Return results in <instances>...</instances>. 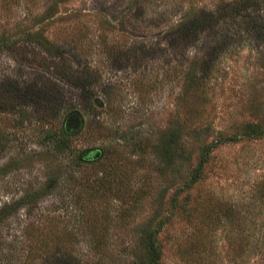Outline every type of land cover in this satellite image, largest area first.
I'll use <instances>...</instances> for the list:
<instances>
[{
    "label": "rangeland",
    "instance_id": "374dc122",
    "mask_svg": "<svg viewBox=\"0 0 264 264\" xmlns=\"http://www.w3.org/2000/svg\"><path fill=\"white\" fill-rule=\"evenodd\" d=\"M242 1L0 0V207L20 211L11 232L25 234L28 211H56L76 231L90 227L80 211H109L107 224L92 220L109 228L101 250L81 236L74 253L134 264L138 227L157 212L161 264H264V9ZM187 14L204 25L174 44L169 32H183ZM201 57L211 68L204 92L176 114L184 73ZM73 111V149L59 151L45 132ZM178 121L193 149L200 132L208 143L238 135L212 147L192 184L184 149L176 164L164 161ZM102 177L113 183L97 190Z\"/></svg>",
    "mask_w": 264,
    "mask_h": 264
},
{
    "label": "trees",
    "instance_id": "16d2710c",
    "mask_svg": "<svg viewBox=\"0 0 264 264\" xmlns=\"http://www.w3.org/2000/svg\"><path fill=\"white\" fill-rule=\"evenodd\" d=\"M244 2L246 4L244 6L247 8L250 5H257L256 9H264V0H261V2L258 1V3L256 2V0H245L242 1L241 4H244ZM235 3L236 1L232 2V7L235 6ZM238 10L239 9H236V11ZM222 11L223 9L220 8L219 14L216 13L218 12V10L216 12L210 11L209 13H207L205 25L201 23V21L204 22L205 17H195L193 14H187L186 17L183 18V20L178 24L184 31L181 32L178 28L174 27V30H176L177 34H171L168 31L169 36H174V44L176 42L183 41L184 36L185 38L189 37L188 33L192 34L194 29L200 28L203 25L206 26L208 23H210V20H212L213 18H218L219 15L224 16ZM201 59L196 58V61L191 62L184 73L185 80L182 84L181 90L176 97V114H180L181 110H185V103L188 102L187 97H190L191 95L195 96L194 94L199 92V96L201 97V93L204 92V87L206 86L205 80L207 79V74L211 71V68L206 66L205 60L202 57ZM80 119L81 113L79 111L70 112L62 127L59 130H47L45 132V137L50 142H52L54 144V147L59 151L73 149V143L71 140V136L73 133L72 131H74L73 129L78 126ZM184 132L185 129L183 128V124L181 122L177 123L170 133L169 144L172 146H169L163 142V150L168 155L167 160L166 157H164V161L167 163V166H170L176 164V161L179 159L181 153L180 150L182 151L184 149V160L186 162H189L191 167V181H189L188 184L198 182L203 178L213 146L221 144L228 140H235L238 138L237 133L224 135L223 132H219V136L216 138V141H211L208 143V140L206 141V139L202 137V133L200 132L198 134L199 136H197V139H195V143L197 142V149H193L188 145V143L191 142L190 139L193 135L188 136L187 134L185 135ZM244 134H250L251 137L256 136L250 132H246ZM185 144H187V148H184ZM7 145L8 135L0 133V151L4 150ZM171 147L174 148L173 155L170 154ZM196 150H198L197 154H195ZM75 161L77 163L82 162L79 157L76 158ZM175 173H177V169H175ZM99 183L100 184L97 185L95 189L102 190L108 188V184L113 183V181H109L102 177L99 179ZM81 187L86 192V190L90 188V185L83 181ZM24 199L25 198H23V200ZM19 212L20 211H14L11 203H6L2 207H0L1 264H11L12 261L14 262V258L17 259V262L19 264H97L98 262L85 263L82 258L76 256L73 250V243L74 241L79 240V237L87 236L92 247L95 250H101V247H103L102 245L104 239L108 237L109 228H107L106 225L104 227L105 230H103V232H99L100 229L96 226H93L92 222L97 221V219H101L107 224L109 221H111V218L114 217L113 215H110L109 211L108 213L106 212L104 214V217L99 216L98 211H80V214L83 215V222L90 223V227L88 230L79 228V230L81 231H76L69 226H62V220L59 217H56L59 214L50 216L49 212L56 214V211H38L35 218H31L30 215L32 211H28L26 213V217L27 220L30 219V221H28L23 226V232L25 234L22 236V231L19 232L14 230L15 232H11V228L14 229L11 225L13 222L12 219ZM124 212L127 211H120L119 213L115 214V217H118L117 220H122L126 216ZM78 214L76 213V215ZM49 217L52 222L44 225L45 222L43 220L48 219ZM164 223L165 218L163 217V215L156 212L154 216L151 217L150 220H148V222L138 227L137 232L140 234L138 237L139 252H137L136 254L134 264H161L163 252L159 235L163 229ZM53 224L54 226H56V228H53ZM48 230H51V232L49 233ZM63 239L69 240L68 246H66L67 244L65 242H61ZM13 244L15 245V247H13ZM105 261L108 262L107 260Z\"/></svg>",
    "mask_w": 264,
    "mask_h": 264
}]
</instances>
